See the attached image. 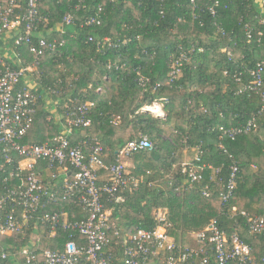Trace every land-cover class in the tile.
<instances>
[{"label":"trees","instance_id":"obj_1","mask_svg":"<svg viewBox=\"0 0 264 264\" xmlns=\"http://www.w3.org/2000/svg\"><path fill=\"white\" fill-rule=\"evenodd\" d=\"M216 1L213 15L210 7ZM21 2L22 14L27 0ZM69 13L74 24L63 33L59 23ZM90 17L99 22L83 24ZM39 35L48 43L57 40L34 71L36 81L57 103L52 113L47 99H39L33 126L22 142L47 141L61 130L58 114L63 122L66 109L92 103L91 123L73 129V144L99 138L115 161L117 151L130 141L147 135L153 143V148H138L127 158L133 163L127 167L129 176L139 183L119 192L124 201L109 203L114 229L122 234L151 229L161 208L169 234L178 244L190 245L189 235L216 218L223 231L238 233L251 245L256 261L263 264L264 233L252 234L242 211L259 203L257 213L264 216L263 100L246 89L250 70L264 62V0H40L35 41ZM7 44H1L0 52ZM183 53L188 60L172 80V59ZM25 56L33 59V54ZM161 97L167 100L165 116L142 110ZM252 116L257 117L254 129L222 136L221 126L246 125ZM184 148L196 152L190 160L195 165H212L204 168L200 180L182 172ZM234 164L239 166L236 188L223 201L219 189ZM48 211H69L70 219L84 216L79 205L64 200ZM39 227L41 239L33 247L38 254L58 249L69 239L70 231L59 228L50 236L47 226ZM32 231L1 236L0 245L21 248ZM74 233L72 238L82 239ZM110 233L115 237L114 230ZM13 258L8 264L15 263ZM185 264L202 263L191 259ZM208 264L216 263L211 259Z\"/></svg>","mask_w":264,"mask_h":264},{"label":"built area","instance_id":"obj_2","mask_svg":"<svg viewBox=\"0 0 264 264\" xmlns=\"http://www.w3.org/2000/svg\"><path fill=\"white\" fill-rule=\"evenodd\" d=\"M218 4L216 1L210 7L213 15ZM39 5L40 0H27V10L21 14L18 12L22 9L21 0H0V46L9 42L0 52V173L3 174L0 183L4 188L0 191V210L4 211L3 214L0 211V238L24 233L29 228L33 230L29 243L21 248L8 250L0 245V264H8L10 257H14V264H41V261L42 264H185L191 259L202 264H208L211 259L216 264H258L251 245L238 233L223 231L216 218L192 234L194 243L190 245L178 244L169 234L167 214L161 208L155 214L158 223L151 229L140 227L126 234L114 229L109 203L124 201L119 192L128 186L137 187L139 183L138 179L129 176L126 159L138 148H153V143L147 135L130 141L117 151L115 161L109 159L99 138L73 144L70 138L73 129L91 123L88 114L92 103L66 109V120L62 122L60 132L47 141L22 142L33 126L40 99L38 91L27 83L26 74H34L46 48H54L57 41L48 43L45 35L34 40L38 31ZM96 22H99L97 18L90 17L83 24ZM71 24H74V18L69 13L60 24L61 32L64 33L66 26ZM23 48L33 54V59L14 68L11 63L15 64V61L9 53L11 51L20 60ZM184 60H188L184 53L172 59L169 72L172 80L180 75ZM250 76L246 89L261 95L260 112H263L264 62H258L250 70ZM166 104L167 100L161 97L142 110L161 117L166 114ZM256 126L257 117L252 116L246 125L220 128L224 130L222 136L234 137ZM206 166L212 167L186 161L182 164V172L192 181L200 180ZM238 171L239 166L234 164L227 183L219 189L221 200L227 201L233 196ZM60 200L79 205L84 216L70 219L69 211H48L49 206ZM242 214L247 217L252 234L264 233L263 215L247 211ZM40 225L49 228L50 236L59 228L70 231L69 239L58 249L46 248L38 254L33 247L41 239ZM111 230L115 237L111 236ZM74 232L82 239L72 238ZM114 252L121 256L115 258ZM262 261L264 264V257Z\"/></svg>","mask_w":264,"mask_h":264},{"label":"crops","instance_id":"obj_3","mask_svg":"<svg viewBox=\"0 0 264 264\" xmlns=\"http://www.w3.org/2000/svg\"><path fill=\"white\" fill-rule=\"evenodd\" d=\"M70 26V25H68ZM7 50V49H6ZM10 56H12V59H14L15 61V64L17 66H23L24 64L26 63H30L31 62V59H28L27 56H25V54H28V53H25L22 51L21 53V58L20 60H17L15 57H14V54H12V52L10 51ZM26 80H27V83L32 87L34 88L35 90L38 91L39 95H40V98L41 97H45V99H47V104L48 106L50 107L52 113H55V105L57 103V100H54L50 95L52 94V92L46 90L43 86H41L35 79L34 77V74L33 73H28L26 74ZM58 113H56L55 115H57ZM56 118L58 119V125L60 124V127L62 125V122H61V117L59 116V114L56 116ZM258 207H261V205L258 204H255V208L253 207L252 209H249L248 210H243V211H248L250 212L251 214H255V215H259L257 213V209Z\"/></svg>","mask_w":264,"mask_h":264},{"label":"rangeland","instance_id":"obj_4","mask_svg":"<svg viewBox=\"0 0 264 264\" xmlns=\"http://www.w3.org/2000/svg\"><path fill=\"white\" fill-rule=\"evenodd\" d=\"M61 23H59V25H60ZM195 154H196V152L194 151V149H191V148H184L183 149V151H182V158H183V162L185 161H190L192 158H193V156H195ZM126 161H127V163H128V165H127V167H128V169L130 168V167H132V165H133V163H132V159H126ZM175 166H177V164L175 165ZM189 243H191V244H193L194 243V239H193V236H192V234H190L189 235Z\"/></svg>","mask_w":264,"mask_h":264}]
</instances>
